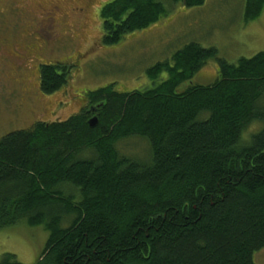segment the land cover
I'll list each match as a JSON object with an SVG mask.
<instances>
[{
  "label": "trees",
  "instance_id": "1",
  "mask_svg": "<svg viewBox=\"0 0 264 264\" xmlns=\"http://www.w3.org/2000/svg\"><path fill=\"white\" fill-rule=\"evenodd\" d=\"M166 1L106 3L104 44L157 23ZM263 9L264 0H247L246 20ZM217 54L190 42L147 69L151 86L87 91L86 106L69 118L1 137L0 229L45 227L48 242L34 264H262L255 254L264 249V51L236 64L218 59V77L194 83ZM73 67L42 65L41 90L67 86ZM254 123L263 126L245 144ZM138 135L150 142V164L117 150ZM0 264L24 263L5 253Z\"/></svg>",
  "mask_w": 264,
  "mask_h": 264
},
{
  "label": "rangeland",
  "instance_id": "2",
  "mask_svg": "<svg viewBox=\"0 0 264 264\" xmlns=\"http://www.w3.org/2000/svg\"><path fill=\"white\" fill-rule=\"evenodd\" d=\"M41 1L54 12V19L49 20L47 14L42 16L47 23L43 33L46 37L49 36L50 42L55 39L54 31L59 35L65 34L63 38L66 42L56 50L44 48L41 55L36 54L35 59L59 61L73 57L76 60L78 55V60L71 62L74 67L65 89L43 97L46 106L50 107L42 116L46 121L67 119L80 111L85 104L87 91L109 84H114L115 89L124 92L151 86L152 81L147 76V69L157 62L171 60L176 51L190 42L218 51V57L209 60L194 77V83L202 84L211 83L216 79L220 67L218 59L236 64L242 57L251 58L264 51V9L259 17L247 21V0H206L203 5L194 7L168 0L165 3L167 13L157 23L126 35L114 45H106L103 42L104 29L100 16L101 8L112 0H94L86 11V24L81 23L83 18L72 9L83 6L84 0ZM10 3L20 8L25 2L0 0V44L4 38L10 36L9 31L4 29L7 21L22 17L21 13L10 9ZM54 3L60 6L59 10L52 8ZM26 4L29 11L33 2ZM30 30L31 20L26 19L20 32L24 37ZM35 59L26 63L29 65L27 70L32 74V83L36 89L39 73L38 60ZM8 73L13 74L9 71ZM166 78L165 72L161 75V80ZM36 106L37 103L25 109L26 121L32 120ZM8 116L10 114H6L0 100V138L12 131L28 127L18 121L7 124ZM262 126L260 123L252 124L244 132L242 141L249 144L253 134L258 133ZM116 147L121 156L143 164H150L152 161L150 142L143 136L122 139ZM48 238L49 232L43 225L30 226L20 223L0 229V260L3 254L13 253L18 261L34 264L41 257ZM255 260L264 264V249L255 254Z\"/></svg>",
  "mask_w": 264,
  "mask_h": 264
},
{
  "label": "flooded vegetation",
  "instance_id": "3",
  "mask_svg": "<svg viewBox=\"0 0 264 264\" xmlns=\"http://www.w3.org/2000/svg\"><path fill=\"white\" fill-rule=\"evenodd\" d=\"M24 2V5L20 8L17 5H12L10 3V9L15 13H21L22 17L16 18L14 21L8 20L7 25H4V29L9 31L10 36L4 38L3 43L0 44V100H2L6 114H10V116H8L9 120L7 124L18 121L21 124L28 126L27 128H30L40 121L51 122L42 118L50 107L46 106L47 104H45L43 100V97L47 95V93H44L40 88V71L42 65L49 64L53 62V60L45 58L39 61L38 59H35V56L36 54L41 55V52L46 47L56 50L60 46H63L66 40L63 38L65 34L59 35L53 30V36L55 39L50 42L49 36L46 37V34L43 33L44 27L47 28V23L42 19V16L47 14L49 15V20H51L52 18L54 19L52 16L54 12H51L50 9L44 6L41 0H24ZM28 2H33V6L29 11L27 10L28 6L26 4ZM93 2L94 0H84L83 6L72 7L76 14L83 18L81 23L86 24V11L92 6ZM52 8L54 10H59L60 6L57 3H54ZM26 19L31 20V30L29 33L26 32V36L23 37L20 30L22 29V26H24ZM8 41L12 42L10 43ZM34 59L36 61L38 60L37 68L39 73V76L37 77L38 86L36 89L32 83V74H29V69L27 70L29 65L26 63L28 60L33 62ZM77 60L78 55L76 56V60H74L73 57H70L67 60L59 61L71 63L76 62ZM8 71L13 74H9ZM216 76L218 77V74ZM64 89L65 87L60 90ZM84 101L85 104L82 108L86 106V99ZM35 103H37V106L33 118L31 121H26L24 119L26 118L25 109L34 106ZM81 109L79 110L81 111Z\"/></svg>",
  "mask_w": 264,
  "mask_h": 264
},
{
  "label": "water",
  "instance_id": "4",
  "mask_svg": "<svg viewBox=\"0 0 264 264\" xmlns=\"http://www.w3.org/2000/svg\"><path fill=\"white\" fill-rule=\"evenodd\" d=\"M99 123V119L97 116H93L90 120H89V124L91 127H95L97 126Z\"/></svg>",
  "mask_w": 264,
  "mask_h": 264
}]
</instances>
